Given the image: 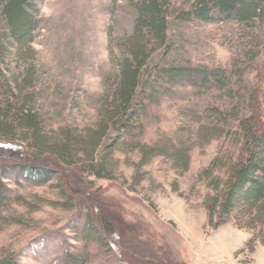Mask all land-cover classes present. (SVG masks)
<instances>
[{
    "label": "rangeland",
    "instance_id": "rangeland-1",
    "mask_svg": "<svg viewBox=\"0 0 264 264\" xmlns=\"http://www.w3.org/2000/svg\"><path fill=\"white\" fill-rule=\"evenodd\" d=\"M27 1L34 37L28 45L3 41L0 83L8 86L0 94L20 92L39 136L48 147L66 144L73 151L60 163L80 169L83 187L131 230L147 256L121 250L125 237L108 243L89 227L97 214L77 185L57 174L42 182L5 168L0 263L65 264V254L73 253L74 264H264V218L233 211L210 227L203 203L212 190L209 180L197 178L215 157L214 174L223 176L227 160L241 155L246 132L235 115L264 135V21L216 16L205 22L186 16L197 0H166L165 43L132 63L137 85L124 112L110 105L126 54L123 38L133 32V6L126 0ZM216 69L225 72L222 87L211 76L201 79ZM23 134L13 131L15 144ZM144 145L164 155L142 162ZM178 151L187 156L186 169L174 156ZM10 154L0 150V158L11 160ZM12 157L22 161L21 153Z\"/></svg>",
    "mask_w": 264,
    "mask_h": 264
},
{
    "label": "trees",
    "instance_id": "trees-1",
    "mask_svg": "<svg viewBox=\"0 0 264 264\" xmlns=\"http://www.w3.org/2000/svg\"><path fill=\"white\" fill-rule=\"evenodd\" d=\"M126 1L133 6L136 17L132 34L123 38L122 45L126 48V54L119 65V81L113 93L115 99L110 105L115 109L114 111L123 110L124 112L129 107L131 94L137 85L138 68L133 67L132 63L138 62L146 48L157 47L165 43L167 23L166 0ZM32 8L27 0H0V55L3 41L9 40L12 44L19 45H28L32 42L33 29L35 28ZM188 15L205 22L216 19V16L222 20L233 19L239 24H248L253 20L262 22L264 21V0H197L192 5L190 12H187L186 16ZM224 74L225 72L220 69L208 73L204 71L201 79L205 82L207 76H211L216 85L222 87L226 79ZM1 76L0 69V79ZM5 86H8L6 81L0 83V91ZM4 92L5 90L2 95L0 94V97H5L0 100V150L3 153L10 152L11 160H7L5 157L0 158V171L7 168L8 171L28 172L30 176L34 175L42 182L50 180L57 174L65 178L66 182L77 185L83 200L97 214L94 220L90 218L92 221L89 220V227L95 232H99L108 243H112L111 241L114 239L125 237L128 245L122 246L121 250L135 255L136 258L144 259L147 255H142L143 251L138 249L140 244L136 241L131 230L122 228L107 216L98 198L94 195L95 193H91L88 188L83 187V182L81 183V179H79L80 169H69V166L65 167L60 163L59 159L68 160L73 151H69L66 144H59L61 149L48 147L44 138L39 136L35 114L28 109L27 104L20 97V92L17 94L11 93V90ZM228 92L230 96V91ZM9 99L12 100L9 101ZM107 117L111 119V112ZM234 120L237 127L243 128L246 132L245 139L241 142V155L235 160L232 158L227 160L224 164L223 176L214 174L218 161L216 157L197 176L198 179L209 180L208 186L212 192L206 196L203 207L207 214V223L213 228L224 222L233 211L241 210L243 213H248L251 219L264 218V135L261 133L256 135L246 128V118H239L238 115H235ZM15 130H21L24 133L21 138L23 140L19 144L14 143L13 131ZM28 133L31 134L29 139ZM90 139V143L93 141L92 144H96L97 137L92 136ZM24 140L30 142L25 144ZM78 145L81 144L78 143ZM89 145V142L84 143V147L91 150L93 145ZM29 148L37 153H29ZM18 151L22 154V161L12 159L13 154H20ZM140 153L142 162H146L156 155H164V152L158 151L156 146L147 145L140 149ZM174 156L177 158V162H182L183 168L186 169L188 159L185 152L178 151ZM1 178L0 175V200H3L6 197L7 188ZM133 243L135 248L131 247ZM111 247L114 248L112 245ZM76 258L77 256L73 253L65 254V264H74Z\"/></svg>",
    "mask_w": 264,
    "mask_h": 264
}]
</instances>
